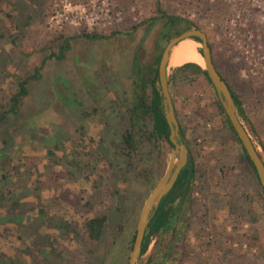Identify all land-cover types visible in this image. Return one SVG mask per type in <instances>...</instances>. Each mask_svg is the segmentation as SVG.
I'll use <instances>...</instances> for the list:
<instances>
[{
  "label": "rangeland",
  "instance_id": "1",
  "mask_svg": "<svg viewBox=\"0 0 264 264\" xmlns=\"http://www.w3.org/2000/svg\"><path fill=\"white\" fill-rule=\"evenodd\" d=\"M39 1L0 0V108L17 79L39 68L19 108L0 124V264H122L173 150L164 143L156 160L142 149L131 173L119 153L133 62H152L165 45L162 20H152L157 3L205 31L224 71L241 63L230 79L249 89L244 105L254 131L241 121L264 160V0ZM113 30L119 33L77 35ZM169 91L194 159L193 201L175 203L170 227L151 237L138 264L157 244L151 264H264V191L212 83L198 76L169 83ZM101 213L107 226L92 240L85 222Z\"/></svg>",
  "mask_w": 264,
  "mask_h": 264
},
{
  "label": "trees",
  "instance_id": "2",
  "mask_svg": "<svg viewBox=\"0 0 264 264\" xmlns=\"http://www.w3.org/2000/svg\"><path fill=\"white\" fill-rule=\"evenodd\" d=\"M12 1V0H7ZM131 0H116L117 5L125 6ZM32 4H40L39 0H29ZM42 11L43 8L41 7ZM157 15L152 17V20H162V28H165V43L168 39L176 34H179L181 31L189 29V28H200L192 20L182 17L177 14H169L165 10H163L158 2L156 5ZM24 21L29 19V16H25ZM203 30V29H202ZM161 28L156 31L155 45L159 49V45L157 43V38L160 35ZM119 33L118 30H113L109 33H101V32H86L83 31L77 35L83 37L90 38H98V37H110ZM64 34L60 33L57 38H64ZM71 37V36H70ZM194 41H200L197 37H190ZM67 44V43H66ZM65 44V47L68 45ZM208 46L211 49V56L213 63L220 73L223 80L226 82L230 93L232 94L236 110L240 120H244V122L248 123L249 132H253L254 128L251 123H249V117L247 115V111L245 108V99L248 95L247 88L237 87L236 84L231 81L230 77L234 71L240 67V64L226 66V70L224 71L221 68V63L219 60L214 58L212 53V45L208 41ZM164 45L160 47V51L155 55L152 62L145 63L144 65L137 64L136 61L133 62L132 71L136 77L135 80V88L132 98H130V104L126 106L124 109V120L126 121V125L124 127V131L122 133V139L120 141L119 153L124 161L125 168L128 170V173H131L134 166L135 156L138 153H142V149L146 151L147 155H153V157L158 160L159 153L161 152V148L164 143L173 147L172 143L168 138V124L164 117V109L162 105V95L160 94V86L158 84V75H157V64L159 61V57ZM200 50V48L198 49ZM53 56L52 53L48 54L42 58L41 63L47 57ZM136 54H134V60H136ZM39 68L36 67L34 73H30L26 77L19 78L16 81L15 92L12 93L4 107L0 108V124L8 119L9 112L16 111L19 108L22 97L27 93V82L32 76H37ZM203 77L208 83L211 84V81L206 73V70L203 69L199 64L194 62H184L178 66L172 68L170 75L168 76V86L169 83L175 84L177 82H191L196 77ZM173 100V99H172ZM174 104V103H173ZM216 105L220 112L224 113L226 122L228 124L229 129L235 140L240 144L242 149V154L244 159L246 160L248 166L253 171L255 177L257 178L256 172L254 170L253 164L249 159L245 149L243 148L239 138L237 137L235 131L233 130L225 112L222 108L219 99L216 97ZM243 123V122H242ZM179 132L181 139L184 141L185 145L188 148V159L186 164L181 168L177 179L175 180L171 189L162 197L158 207L154 211L147 228L145 230V234L143 237L142 245H141V254L146 251L150 239L153 235H159L161 238L165 235L167 229L170 227L171 220L177 210L175 203L177 201H192L191 198V184L192 180L195 177L196 169L194 164V159L189 151V147L187 141L185 139V133L182 125L179 123ZM154 152V154H153ZM264 161V160H263ZM132 169V170H131ZM149 171V165L145 166L142 171L138 172V175L141 178L146 177V172ZM258 179V178H257ZM260 184V183H259ZM108 216L105 213L94 215L88 218L85 222V228L87 231V235L92 240H98L107 226ZM175 228L171 232L170 236H175ZM135 234V228L132 230L128 243H127V252L125 259L122 264H127L128 255L132 246L133 238ZM160 240L158 241V243ZM158 248V244L154 248L152 254H150L147 258L145 264H151L154 261L155 251ZM167 251L163 252V257H165Z\"/></svg>",
  "mask_w": 264,
  "mask_h": 264
},
{
  "label": "water",
  "instance_id": "3",
  "mask_svg": "<svg viewBox=\"0 0 264 264\" xmlns=\"http://www.w3.org/2000/svg\"><path fill=\"white\" fill-rule=\"evenodd\" d=\"M190 37H197L200 40L201 47L198 52L203 58V66H200L206 70V73L217 93L219 102L224 109L233 130L249 156L258 181L264 191V161L253 143L247 128L238 116L232 94L230 93L226 82L223 80L213 63L211 49L208 46L205 31L200 28H189L181 31L179 34L170 37L165 43L157 64L158 84L160 86V94L162 95L164 117L168 124V138L173 145V150L168 158L165 173L150 191L140 209L127 264H138V258L141 254V245L147 225L162 197L171 189L181 168L186 164L188 159V148L181 139L179 122L176 118L172 96L169 91L168 62L172 48L181 40Z\"/></svg>",
  "mask_w": 264,
  "mask_h": 264
},
{
  "label": "bare ground",
  "instance_id": "4",
  "mask_svg": "<svg viewBox=\"0 0 264 264\" xmlns=\"http://www.w3.org/2000/svg\"><path fill=\"white\" fill-rule=\"evenodd\" d=\"M186 38L178 42L171 50L168 66H178L184 62H194L203 66V58L197 51V42Z\"/></svg>",
  "mask_w": 264,
  "mask_h": 264
},
{
  "label": "flooded vegetation",
  "instance_id": "5",
  "mask_svg": "<svg viewBox=\"0 0 264 264\" xmlns=\"http://www.w3.org/2000/svg\"><path fill=\"white\" fill-rule=\"evenodd\" d=\"M176 114V113H175ZM176 118H177V116H176ZM177 120H178V118H177ZM179 122V121H178Z\"/></svg>",
  "mask_w": 264,
  "mask_h": 264
}]
</instances>
